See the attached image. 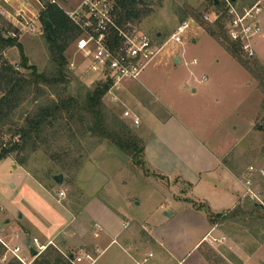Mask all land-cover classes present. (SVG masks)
Masks as SVG:
<instances>
[{
	"label": "rangeland",
	"instance_id": "1",
	"mask_svg": "<svg viewBox=\"0 0 264 264\" xmlns=\"http://www.w3.org/2000/svg\"><path fill=\"white\" fill-rule=\"evenodd\" d=\"M40 1L45 6L52 0ZM53 1L62 12L70 13L77 10L83 0ZM256 1L234 0L238 9L250 8ZM27 4L29 11L40 12V6L32 0H27ZM140 7L146 9L147 14L134 23L135 26L158 46H163L153 63L141 73H150L151 88L145 101L156 121L166 118L162 106H167L195 136L203 137L200 140L207 146L217 145L226 135L231 136L232 146L226 158L236 161L239 169L245 170L252 164L263 167L264 3L258 17L261 35L250 41L253 56L248 58L241 53L243 60L258 64V79L237 64L200 27L196 15L216 30L215 22L220 13L210 5V0H142ZM184 21L191 22L192 26L182 43H170L171 35ZM3 26L0 19V28ZM225 27L224 23L227 36ZM46 37L41 21L36 33L18 41L27 64L39 73L53 70ZM1 56L17 68L16 71L28 76L18 68L17 47L6 49ZM64 57L70 84L55 92L46 90L40 97L27 96L0 134V145L12 140L14 129L22 126L25 117L38 106L58 96L83 97L86 91L103 82L97 72L84 75L88 64L77 52L76 41L68 45ZM174 58H179L181 65L174 63ZM161 61L164 63L153 68ZM193 61L195 65H191ZM204 78L206 82L199 84ZM195 88L196 94L192 93ZM128 102L129 98L123 94L109 90L103 98L107 121L123 122L144 144L156 132L157 124L145 112L137 113L140 125L130 124L132 117L123 115ZM20 158H24L25 168L17 165L14 155L0 160V264H21L2 243L9 250L20 247L19 256L26 259V264H32L48 246L54 247L62 256H76L80 250L92 256L89 242L92 233L96 237H105L104 232H97L94 222L100 226L99 221L109 222L98 202L114 212L121 210L124 220L129 223L122 230V238L132 237L142 242L146 236L139 226L143 225L146 231L153 229L159 238H163L164 249L173 247L176 261L182 259L180 264H205L203 253L214 255L209 264H264V226L229 217L220 220V215L212 218L217 229L210 236L220 242L213 241L190 252V244L200 229L185 224L186 220L176 215L173 196L181 198V188L174 187L173 183L167 186L165 179L156 176L145 165L143 156H130L106 141L89 137L77 124L60 122L45 132L33 153ZM250 168L256 169L255 166ZM58 176L62 178L60 185L54 181ZM252 179L256 185L260 184L255 176ZM181 190L188 192L186 187ZM247 202L242 201L240 206L244 207ZM191 207L204 214L203 207L194 204ZM248 208L247 205L244 209ZM52 239L50 245H41ZM29 251L40 254L29 257ZM159 251L157 245L142 247L138 260L141 263L150 254L152 258L143 264L157 263Z\"/></svg>",
	"mask_w": 264,
	"mask_h": 264
},
{
	"label": "trees",
	"instance_id": "2",
	"mask_svg": "<svg viewBox=\"0 0 264 264\" xmlns=\"http://www.w3.org/2000/svg\"><path fill=\"white\" fill-rule=\"evenodd\" d=\"M119 10L120 21L138 22L146 16V9H140L142 0H115ZM210 5L219 10V17L215 22L216 30L204 24L202 17L196 15V19L201 23L204 32L222 46L225 51L246 70L254 79H258V64L250 63L241 57L240 47L229 41L224 31L225 15L223 7L218 0H210ZM41 21L43 31L48 45V54L53 65L51 73H39L35 67L27 64L26 57L18 41L4 39L0 28V53L6 49L17 47L20 57V67L28 73L25 77L16 68L11 66L0 56V134L7 124L11 122L14 111L24 102L25 98L31 94L40 97L46 90L55 92L61 86L67 87L70 83L67 79V61L64 52L69 44L78 39L80 33L78 29L68 19L66 14L58 9L54 4L45 5L42 12ZM50 23L49 28L44 27V22ZM110 88L109 83H98L91 91H86L83 97L58 96L56 99L40 105L27 115L23 125L16 127L11 134V141L0 145V160L15 156L18 166L25 168L22 155H28L36 150L38 142H41L43 135L50 129H54L60 122L77 124L81 130L89 137L106 141L128 155L143 156L144 144L129 128L121 121L115 119L113 122L107 121L103 98ZM264 189V185H261ZM249 206L247 210L244 208ZM263 209L254 203L247 202L244 207L238 206L224 216L220 215V220L225 217L230 219H241L255 222L264 226ZM211 219L212 216L210 215ZM213 224L214 222L210 220ZM214 256V255H212ZM208 253H203L204 259L209 264L211 257ZM73 255L67 258L62 256L54 247L48 246L43 253L35 259L32 264H71ZM40 258V259H38Z\"/></svg>",
	"mask_w": 264,
	"mask_h": 264
},
{
	"label": "crops",
	"instance_id": "3",
	"mask_svg": "<svg viewBox=\"0 0 264 264\" xmlns=\"http://www.w3.org/2000/svg\"><path fill=\"white\" fill-rule=\"evenodd\" d=\"M160 63L164 62L161 61L153 65V68L159 66ZM149 75L150 73H143L137 81L124 82L116 93H121L124 97L129 98V105L126 104L125 109L131 117L138 119V125H140V120L137 113L142 114L143 112L148 114L154 124H157L156 132L150 136L149 140L144 141L143 160L156 176L168 182L167 186L170 187V184L173 183L174 187L188 189V192L185 193L180 189L179 196L181 198L173 196V199L176 203V215L185 219V224L194 225L200 229L199 234L190 244L189 251L199 250L206 244L213 243L214 238L210 239V236L217 227L210 221H213V216H224L240 206L242 201H247L244 198L243 183L248 178V169L252 166L262 167V164L249 165L245 170L239 169V164L236 161L233 162L226 158L232 146L231 136L226 135L217 145L207 146L200 140L203 137L195 136L190 129L185 127L181 119L163 104L162 108L166 118L163 121H156V116L150 113L147 107L149 104L147 105L145 101V96H148L151 88ZM204 79L205 81L200 80L199 84L206 82V78ZM192 93L196 94L197 89H193ZM157 101L160 102L158 98ZM131 123L132 121H130ZM256 179L259 180L257 177ZM260 184L263 185L261 181ZM260 184L255 185L261 187ZM192 204L203 207L204 214L193 209ZM98 205L109 222L104 224L99 221L101 226L94 222L100 228V231L97 230V232L99 234L104 232L105 237H96L92 233L89 241L92 250V264L147 263L148 258H152L150 254L147 258H143L141 263L138 256L142 247L148 245H157L160 249V261L153 264H171L172 262L180 264L182 262V259L176 261L174 258L173 247L164 249L163 238H159L152 231L153 229L146 231L143 229V225L139 226L140 231L146 236L142 242L136 241L132 237L122 238V230L127 228L129 223L124 220L121 210L116 209L114 212L100 202ZM163 209L165 210V207ZM170 215L172 216L173 213ZM207 215H211L212 218L210 219ZM106 240L107 242H105ZM52 241L53 239L47 240L45 244L41 245L48 246ZM204 262L208 264L205 259Z\"/></svg>",
	"mask_w": 264,
	"mask_h": 264
},
{
	"label": "built area",
	"instance_id": "4",
	"mask_svg": "<svg viewBox=\"0 0 264 264\" xmlns=\"http://www.w3.org/2000/svg\"><path fill=\"white\" fill-rule=\"evenodd\" d=\"M40 6V12L28 10L27 0H0V19L4 26L1 35L4 39L19 41L26 35L36 33L41 23L45 6L40 0H32ZM225 15V29L229 41L237 44L248 58L253 56L250 41L261 35L262 28L258 17L264 0H257L250 8L238 9L234 0H218ZM48 4H55L49 1ZM80 35L76 39V50L87 62L84 75L97 72L104 83H109V90L118 91L126 81H137L143 70L153 63L163 46H158L153 39L137 29L130 21L121 22L115 0H83L77 10L65 13ZM191 22L184 21L178 25L169 42L174 45L182 43ZM2 53H0V56ZM193 61L191 65H195ZM73 66H71L72 68ZM17 70V68H16ZM205 81V79H203ZM124 117H131L125 112ZM132 123L138 125V119L132 117ZM248 178L243 183L244 198L259 205L264 210V189L256 187L252 177H257L264 185V166L249 168ZM97 230L100 228L95 225ZM220 242V240H215ZM12 257L21 264L26 259L19 256L20 247L10 249L2 243ZM35 251H29V257ZM35 255V256H36ZM67 258V256H64ZM93 263L92 257L78 251L72 257L71 264Z\"/></svg>",
	"mask_w": 264,
	"mask_h": 264
},
{
	"label": "water",
	"instance_id": "5",
	"mask_svg": "<svg viewBox=\"0 0 264 264\" xmlns=\"http://www.w3.org/2000/svg\"><path fill=\"white\" fill-rule=\"evenodd\" d=\"M44 27L45 28H49L50 27V23H48V21H45L44 22ZM48 38H49V35H48ZM173 62L174 63H176L177 65H180L181 64V61H180V59L179 58H174L173 59ZM61 180H62V178L60 177V176H58V177H54V181L57 183V184H61ZM36 254L35 253H33L32 254V257H34Z\"/></svg>",
	"mask_w": 264,
	"mask_h": 264
}]
</instances>
